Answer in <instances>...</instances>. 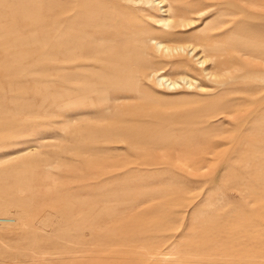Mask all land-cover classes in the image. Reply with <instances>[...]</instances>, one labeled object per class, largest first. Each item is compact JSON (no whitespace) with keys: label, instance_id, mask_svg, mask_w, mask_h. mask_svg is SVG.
Returning a JSON list of instances; mask_svg holds the SVG:
<instances>
[{"label":"rangeland","instance_id":"374dc122","mask_svg":"<svg viewBox=\"0 0 264 264\" xmlns=\"http://www.w3.org/2000/svg\"><path fill=\"white\" fill-rule=\"evenodd\" d=\"M58 1L0 0V264H264V0Z\"/></svg>","mask_w":264,"mask_h":264},{"label":"bare ground","instance_id":"6f19581e","mask_svg":"<svg viewBox=\"0 0 264 264\" xmlns=\"http://www.w3.org/2000/svg\"><path fill=\"white\" fill-rule=\"evenodd\" d=\"M121 2H123L122 5L124 4L123 7L121 5L122 8L129 7L130 9L138 10V12L139 11H148L149 12L150 11L149 14H151V15H153V13L157 12V13H159L160 16L162 15L164 17V16H167L170 13L169 9H163L164 8V3L162 1H159V0H121ZM71 4L74 5V3H71ZM148 4H150L152 6V7H150L151 9H148V7H147ZM91 7H105L106 9H112L114 7V4H111L110 0H93L91 2H88V4L86 5L85 9H92ZM109 11H111V10H109ZM112 17H113V14H112V11H111L107 15L105 20L111 19ZM163 17H160V19L157 20V23L162 25V26H168L171 23L172 19L170 20L168 18H163ZM83 18H85L84 15H83ZM193 23H194V21H192V24ZM152 42H153V44H155V49L158 52L163 53L166 56H171L173 53L179 52V51L183 52L184 53L183 55H185V53H186V49H184L182 47H180V49H174V48H170L168 45L164 44L163 42H160V41H157V40L155 42L152 39ZM71 44H72V46H71V51L70 52L73 53L74 50H75V52L77 51V53H75V60L77 62L82 57L81 54H80V51H78L79 49H81V47L83 45L82 40L79 37L76 36V38L73 39ZM89 49L90 48H88V50ZM192 51H193V49H192ZM192 53L188 52L187 55L190 56ZM204 62L201 61L200 63L204 64ZM61 68H63V67H61ZM165 81L166 82L168 81V79H166L165 77H159L158 80H157L158 84H160V85H162L161 82L163 83ZM178 85H180V84H178ZM176 86H177V82L173 81V82L170 83V85L168 86L167 89H169V91H174Z\"/></svg>","mask_w":264,"mask_h":264},{"label":"crops","instance_id":"0c3cea01","mask_svg":"<svg viewBox=\"0 0 264 264\" xmlns=\"http://www.w3.org/2000/svg\"><path fill=\"white\" fill-rule=\"evenodd\" d=\"M58 1V0H57ZM93 0H82L80 2H75L74 0H66L64 1H58L55 2V6L56 7H64L61 8L66 9L67 11L70 9L69 7H73L72 4H70V2L75 4H82V6L86 7V5L88 4V2H91ZM63 12H59V15H57V20L55 23L56 29H57V37H56V45H57V61H61V60H65L66 57H68V53H69V49L71 48V42L73 41V39L71 40V37L69 35V33H66V31H64V20H62L63 16H62Z\"/></svg>","mask_w":264,"mask_h":264}]
</instances>
